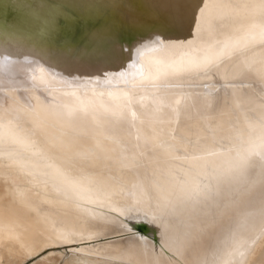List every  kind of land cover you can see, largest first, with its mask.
Returning a JSON list of instances; mask_svg holds the SVG:
<instances>
[{
  "label": "bare ground",
  "instance_id": "obj_1",
  "mask_svg": "<svg viewBox=\"0 0 264 264\" xmlns=\"http://www.w3.org/2000/svg\"><path fill=\"white\" fill-rule=\"evenodd\" d=\"M244 2L206 0L213 16L231 15ZM190 31L152 37V43L145 39L143 55L133 51L131 59L125 45L119 59L95 67L78 56L58 58L27 41L0 36V180H19L8 188V201L0 193V264L6 256L9 264L16 258L27 261L37 248L36 256L66 247L72 255L65 264H127L130 246L143 250L145 242L105 223L116 215L110 207L119 210L121 205L137 206L133 215L146 220L141 228L149 248L156 242L159 251L167 226L175 250L177 238L195 217L182 209L147 222L153 216L148 202L154 206L157 196L179 195L178 182L189 179L193 170L197 136V154L206 149L217 153L207 158L211 172L226 168L230 155L246 146L241 134L243 140L258 137L264 120V43L258 30L237 32L230 23L216 22L209 34L200 21ZM209 48L213 58L219 57L218 68L214 64L206 72L160 75L173 62L184 66L204 60ZM250 210L247 203L238 204L234 220ZM261 226L257 211L240 234L250 243ZM107 237L114 240L101 241ZM208 243L231 245L229 227L216 229ZM57 255L47 260L57 264L65 252ZM199 258L212 260V248Z\"/></svg>",
  "mask_w": 264,
  "mask_h": 264
},
{
  "label": "snow or ice",
  "instance_id": "obj_2",
  "mask_svg": "<svg viewBox=\"0 0 264 264\" xmlns=\"http://www.w3.org/2000/svg\"><path fill=\"white\" fill-rule=\"evenodd\" d=\"M9 9L13 17L12 23L18 27H24L31 21L34 11H40L49 25L46 42L53 55L58 58L66 55L78 56L87 59L89 67L119 59L125 52V45L128 59H131L133 51L138 56L143 55L142 50L148 46L144 42L145 39L152 43V37L159 40L161 36L179 35L186 31L191 34L193 23L199 26L200 21L208 25L209 34L216 22L221 26H225L226 22L230 23L237 32L258 30L261 42L264 43V0H245L236 6L231 15L215 16L209 13L206 0H103L100 4H89L86 0H61L59 3L56 0H42L39 5L31 0H22L18 4L9 5ZM85 26L89 36L103 35L106 39L99 44L85 43L78 39L80 30ZM117 46L119 53L116 51ZM208 52L209 55L202 61L193 59L184 66H177L173 62L160 75L167 77L206 72L214 64L218 68L216 61L219 57L213 58L211 48ZM236 55L239 53H234V56ZM261 64L260 78L264 81V59ZM120 75L124 73L121 72ZM240 138L246 146L237 149L235 155H230L228 166L223 169L212 168L209 172L207 158L217 153L206 149L197 154L200 151L196 147L200 140L197 136L191 155L193 170L189 173V179L178 182L179 195L175 199L170 195L157 196L154 206L151 201L148 202L153 216L151 221L147 222L162 221L182 209L195 217L196 222L187 225L182 235L177 238L174 251L172 244L168 243L167 226L157 252V243L153 242L149 248L146 244L147 237L141 232V226L146 220L139 215H133L137 210L136 205H121L119 210L117 207H110V212L116 215L106 219L105 223L118 225L129 233L133 240L145 242L143 250L137 249L135 245L130 246L127 264H248V257L253 254L257 240L264 236V120L260 123L258 137L249 135L247 140H243L241 134ZM185 150L187 151V147ZM75 183L69 181L73 187ZM242 202L247 203L252 210L234 220V209ZM139 203L138 201L137 204ZM257 211L262 225L260 235L249 243L240 231L249 217L254 216ZM147 215L145 212V217ZM233 222L234 228L231 226ZM226 225L229 227L231 245L221 247L217 243L212 247L208 241L213 232L223 229ZM58 242L63 243L65 239ZM210 247L213 259H200V253ZM166 253L169 254L167 258ZM27 255L31 256L32 253ZM187 255H195L196 258L180 259ZM259 264H264V258Z\"/></svg>",
  "mask_w": 264,
  "mask_h": 264
},
{
  "label": "water",
  "instance_id": "obj_3",
  "mask_svg": "<svg viewBox=\"0 0 264 264\" xmlns=\"http://www.w3.org/2000/svg\"><path fill=\"white\" fill-rule=\"evenodd\" d=\"M19 2H22V0H0V36L11 40H24L31 43L32 47L50 50L49 44L46 42L49 25L40 11H34L31 21L24 27H18L12 23L13 17L9 5L18 4ZM31 2L39 5L42 0H31ZM56 2L59 3L61 0H56ZM86 2L100 4L103 3V0H86ZM104 38L106 39L103 35L96 34L89 36L86 26L80 30L78 36V39L83 40L85 43L96 42L97 44L102 43L101 41ZM75 57L72 56V59H75ZM141 232L145 233L142 229Z\"/></svg>",
  "mask_w": 264,
  "mask_h": 264
},
{
  "label": "rangeland",
  "instance_id": "obj_4",
  "mask_svg": "<svg viewBox=\"0 0 264 264\" xmlns=\"http://www.w3.org/2000/svg\"><path fill=\"white\" fill-rule=\"evenodd\" d=\"M19 180L18 178L16 177H6V178H2L0 180V193L2 195H4L6 201L9 200V197L6 195L7 191H8V188L9 189H12L14 188L17 184H18ZM142 229V228H141ZM125 237V236H124ZM111 238L107 237L106 239L105 238H101V241H105L107 242V240L110 241ZM118 239V238H116ZM111 240H114V239H111ZM41 239H39V243H41ZM67 245V244H66ZM85 247V246H84ZM83 247V248H84ZM258 250L256 251L255 255L250 259V263L249 264H258L259 263V258L263 255V258H264V237L262 238V240L260 241V244L258 246ZM39 249L40 248H37L36 251H33V256L31 258H33L34 256H36V254L39 252ZM65 252V255L63 258L59 259L58 263L57 264H65V262L71 257L72 253L70 252V248L69 247H66V248H51V249H47L45 250L44 252H42L41 254H39L38 256H36L35 258L33 259H29L27 261H24L23 262V258H16L14 260V264H52L51 261H48L47 258L51 260L52 259H57L58 258V255L57 253L58 252ZM262 252V254H261ZM51 253H55L53 256H50ZM89 254H93V255H96L94 253H91V252H87ZM261 255V256H260ZM97 256H100V255H97ZM6 259H7V262L5 264H9V260L6 256Z\"/></svg>",
  "mask_w": 264,
  "mask_h": 264
}]
</instances>
